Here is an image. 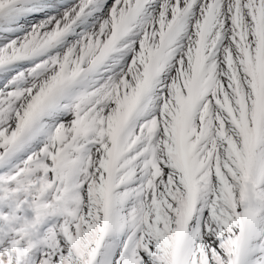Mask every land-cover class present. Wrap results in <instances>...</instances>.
<instances>
[{
	"label": "snow or ice",
	"instance_id": "obj_1",
	"mask_svg": "<svg viewBox=\"0 0 264 264\" xmlns=\"http://www.w3.org/2000/svg\"><path fill=\"white\" fill-rule=\"evenodd\" d=\"M0 264H264V0H0Z\"/></svg>",
	"mask_w": 264,
	"mask_h": 264
}]
</instances>
